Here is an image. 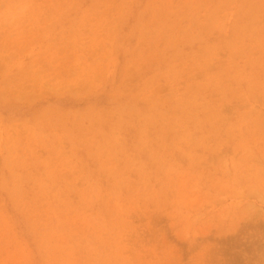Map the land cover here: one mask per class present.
I'll use <instances>...</instances> for the list:
<instances>
[{"label": "rangeland", "instance_id": "374dc122", "mask_svg": "<svg viewBox=\"0 0 264 264\" xmlns=\"http://www.w3.org/2000/svg\"><path fill=\"white\" fill-rule=\"evenodd\" d=\"M0 264H264V0H0Z\"/></svg>", "mask_w": 264, "mask_h": 264}]
</instances>
